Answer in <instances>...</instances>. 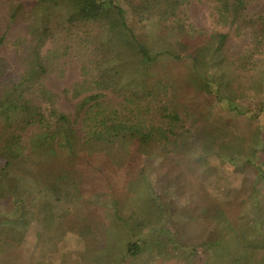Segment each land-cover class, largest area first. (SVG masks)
<instances>
[{"label":"trees","instance_id":"trees-1","mask_svg":"<svg viewBox=\"0 0 264 264\" xmlns=\"http://www.w3.org/2000/svg\"><path fill=\"white\" fill-rule=\"evenodd\" d=\"M248 1L216 0L213 9L237 35L249 31L251 46L231 54L227 33H208L178 15L188 0H0L10 21L26 15L31 37L17 39L26 65L19 75L6 77L10 66L0 56V241L12 245L32 220L63 219L59 204L72 203L79 238L106 239L85 247L84 259L252 264L258 252L249 242L264 224V14L248 15ZM74 26L91 44L93 68L66 90L80 97L84 136L75 127L79 120L55 107V94L42 82L53 28ZM144 35L155 38L154 50L145 48ZM107 90L121 99L100 101ZM146 153L168 162L156 180L141 170L142 185L120 184L131 160ZM211 154L225 164L189 173L188 163ZM179 168L184 179L175 177ZM238 172L235 189L225 191L227 177L233 183ZM238 199L253 212L238 208ZM119 235L118 255L99 261ZM18 258L0 257V264H21Z\"/></svg>","mask_w":264,"mask_h":264},{"label":"rangeland","instance_id":"rangeland-1","mask_svg":"<svg viewBox=\"0 0 264 264\" xmlns=\"http://www.w3.org/2000/svg\"><path fill=\"white\" fill-rule=\"evenodd\" d=\"M215 4L216 0H188V3L180 9L178 15L194 24L197 28L203 29L208 33L213 31L227 33L229 35L227 44L229 52L231 54L244 52L251 46L249 31L246 30L243 35H237L233 28L218 23L213 10ZM246 11L250 16L264 14V0H249ZM25 17L26 15L23 13L15 20L10 21L7 3L0 2V36L5 35L4 42L0 44V56L4 57L10 66L6 77L17 76L22 73L26 67L23 60L22 47L19 44V40L17 41L20 37H24L28 40L31 38L27 29L28 22L25 20ZM128 18L131 23L137 26L141 33L144 34L143 31L145 32V29L136 21V18L132 14H129ZM79 28L82 27L74 26L71 30L56 27L53 28L52 34L50 38L47 39L43 48V54L47 56L46 62L48 72L42 82L46 89L55 94V107L59 111L70 114L73 120H79L75 123V127L79 132V135L84 136L82 117L77 118L76 115V106L80 97L75 98L72 93L66 92L68 89H73L72 87L77 82L82 81L85 78L86 68L89 69V71L93 68L89 61V47L91 44L88 41H85L84 37L82 38V34H84L82 30L83 28ZM144 36H147L143 41L145 48L149 51L154 50L156 46L155 38L148 35ZM104 93V97H102L100 101L106 104L112 102L116 104L121 99L117 92L107 90L104 91ZM83 95H85V92ZM32 97L39 103L43 102L37 92L32 94ZM240 102L244 106L249 105V99H241ZM43 104L46 105V102H43ZM32 130L33 129H31L30 132ZM167 163L166 159L159 157L156 154L146 153L145 156L143 155L142 157L135 158L133 161L131 160L125 171L124 182L121 181L120 184H124V186L142 185L143 180L139 175L141 170L146 173L149 179L156 180L157 173H159ZM224 164L225 163H223L218 156L211 154L193 159L188 163V170L192 175L198 176L200 173L210 172L214 168ZM180 169L181 168L176 171L175 177L177 179H184V173H182V170ZM238 174L239 172L236 175ZM227 178L228 180L225 181V188L223 187V189L226 191L227 188H229V191H232L235 189L234 185L239 181L240 176H234L233 183L231 181L232 176ZM205 189L206 192L212 190L213 193L220 191L217 186H205ZM178 201L183 203V205L184 203L187 204L189 202L187 198H180ZM236 205L238 208H246L249 212H253L251 206L244 201H241V199L236 201ZM188 208L190 211L194 207L190 206ZM201 208L202 207L196 209L200 214L204 213V210ZM58 210L61 213L64 212V214L66 212L65 215L62 214L64 216L63 219L59 218L53 222L44 221L43 224L32 220L31 224L27 226L22 225L21 228H24V234L21 239L15 240L12 245L0 241V248L8 247L10 249V251L6 253L0 249V257L6 259L11 254L12 256L18 254L19 263L21 264H31L33 258L34 263L38 264L40 257L43 255L46 257L44 264H99L100 262H96L97 260H91L90 258L84 259L81 254L85 247L94 249L93 247L106 244V239L92 240V237L89 235L79 238V234L75 231L77 227L75 225L78 222L73 221L76 219V217H74L76 215L73 213L74 207L72 206V203H60ZM60 230H62L63 233L58 237L57 233ZM39 231L41 233L43 231V234L47 235H42L43 243H40L37 239L36 235ZM261 231L262 233L259 237H256L255 239L252 238L249 242V247L255 249V252H258L257 255L251 254V257L255 258V260H252V264H264V224ZM55 232L57 237H49ZM95 235L98 238L103 236L102 233H95ZM122 237V235H119L113 236V238L110 239L111 248L109 247V249H107V255L105 254L102 258H99V261H102L105 258H107L106 261H108L107 256L118 255L115 252L118 250V244H121L120 240ZM110 264H115V260H112ZM125 264H145V262L144 259L140 257L138 259H131L127 263L125 262Z\"/></svg>","mask_w":264,"mask_h":264}]
</instances>
